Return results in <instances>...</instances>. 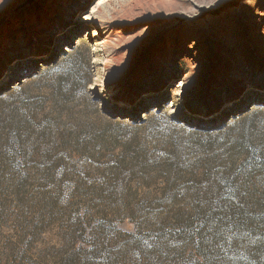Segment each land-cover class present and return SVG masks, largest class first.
<instances>
[{
  "label": "rangeland",
  "instance_id": "1",
  "mask_svg": "<svg viewBox=\"0 0 264 264\" xmlns=\"http://www.w3.org/2000/svg\"><path fill=\"white\" fill-rule=\"evenodd\" d=\"M0 264H264V0H0Z\"/></svg>",
  "mask_w": 264,
  "mask_h": 264
}]
</instances>
